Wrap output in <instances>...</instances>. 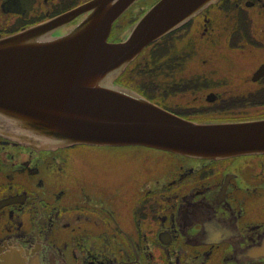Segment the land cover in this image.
<instances>
[{"label": "flooded vegetation", "instance_id": "flooded-vegetation-1", "mask_svg": "<svg viewBox=\"0 0 264 264\" xmlns=\"http://www.w3.org/2000/svg\"><path fill=\"white\" fill-rule=\"evenodd\" d=\"M85 1L0 0V38ZM117 82L196 122L264 118V0H216ZM97 147L111 146L0 136V264H264V152L207 160L145 147L117 181L86 156Z\"/></svg>", "mask_w": 264, "mask_h": 264}, {"label": "water", "instance_id": "water-1", "mask_svg": "<svg viewBox=\"0 0 264 264\" xmlns=\"http://www.w3.org/2000/svg\"><path fill=\"white\" fill-rule=\"evenodd\" d=\"M135 1L88 0L1 37L0 136L35 149L142 145L210 160L264 152V118L191 121L115 82L149 43L215 0H156L125 36L108 41Z\"/></svg>", "mask_w": 264, "mask_h": 264}, {"label": "rangeland", "instance_id": "rangeland-1", "mask_svg": "<svg viewBox=\"0 0 264 264\" xmlns=\"http://www.w3.org/2000/svg\"><path fill=\"white\" fill-rule=\"evenodd\" d=\"M154 0H148L143 3V7L146 8L152 4ZM92 159L95 169L105 167L111 177H115L117 181L130 177L137 165L141 163L142 158L148 157L146 149H137L129 147H97L94 149H87L85 154ZM110 160V161H109ZM103 161H109L103 163ZM103 171V170H100Z\"/></svg>", "mask_w": 264, "mask_h": 264}, {"label": "trees", "instance_id": "trees-1", "mask_svg": "<svg viewBox=\"0 0 264 264\" xmlns=\"http://www.w3.org/2000/svg\"><path fill=\"white\" fill-rule=\"evenodd\" d=\"M140 1H141V0H140ZM140 1H139V2H140Z\"/></svg>", "mask_w": 264, "mask_h": 264}]
</instances>
